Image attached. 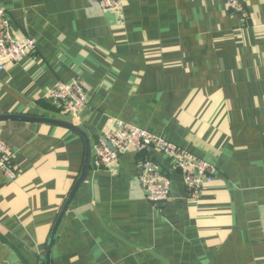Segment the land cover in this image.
<instances>
[{"label": "crops", "instance_id": "crops-1", "mask_svg": "<svg viewBox=\"0 0 264 264\" xmlns=\"http://www.w3.org/2000/svg\"><path fill=\"white\" fill-rule=\"evenodd\" d=\"M0 0L33 55L0 72V117L72 122L45 98L78 80L90 145L117 121L214 167L192 200L164 155L147 154L171 181L154 209L137 176L143 153L92 170L58 227L51 264H264V0ZM13 181L0 173V264H45L54 223L80 177L85 144L71 129L2 119Z\"/></svg>", "mask_w": 264, "mask_h": 264}, {"label": "built area", "instance_id": "built-area-1", "mask_svg": "<svg viewBox=\"0 0 264 264\" xmlns=\"http://www.w3.org/2000/svg\"><path fill=\"white\" fill-rule=\"evenodd\" d=\"M98 5L102 11L118 15L122 0H98ZM226 6L233 14L246 16L240 0H226ZM35 50L34 40L14 36L9 19L0 7V72L5 70L7 64L33 55ZM45 98L61 115L70 117L71 123L76 126L88 106V96L78 80L56 84ZM105 142L109 143L110 148ZM152 151L165 156L172 171L180 175L187 195L192 200L198 197L203 185L213 180L214 167L208 162L145 130L120 121L115 122L102 138L91 144L90 167L92 170L110 172L116 168L122 155L128 152L145 154L140 161L137 181L144 191L146 201L158 209L170 197L171 181L147 155ZM12 158L11 151L0 141V173L8 181H13L17 175L12 166Z\"/></svg>", "mask_w": 264, "mask_h": 264}, {"label": "water", "instance_id": "water-1", "mask_svg": "<svg viewBox=\"0 0 264 264\" xmlns=\"http://www.w3.org/2000/svg\"><path fill=\"white\" fill-rule=\"evenodd\" d=\"M2 119H12V120H24V121H36V122H45V123H51V124H56V125H61L64 127H67L69 129H71L72 131L76 132L77 134H79L80 136H82L83 140H84V144H85V156H84V163H83V167H82V171L80 174V177L78 178V180L76 181V183L74 184L68 198L66 199L55 223L54 226L52 228L50 237H49V241L47 244V248H46V254H45V264H51V251H52V247L54 244V239L58 230V227L61 223V220L64 216V214L67 212L73 197L75 195V193L77 192L78 188L80 187V185L83 183V181L86 179L87 174L89 172L90 169V150H91V145L90 142L87 138V136L85 135V133L76 125L70 123V122H63V121H58V120H50V119H41V118H33V117H28V116H19V115H10V116H1L0 120ZM107 144V146L110 148L109 143L105 142Z\"/></svg>", "mask_w": 264, "mask_h": 264}]
</instances>
